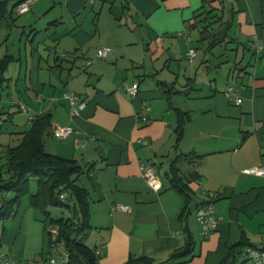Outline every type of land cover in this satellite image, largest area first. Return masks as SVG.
Returning a JSON list of instances; mask_svg holds the SVG:
<instances>
[{
	"label": "crops",
	"instance_id": "crops-1",
	"mask_svg": "<svg viewBox=\"0 0 264 264\" xmlns=\"http://www.w3.org/2000/svg\"><path fill=\"white\" fill-rule=\"evenodd\" d=\"M23 1L0 0V62L9 61L0 92V166L31 121L49 114L46 153L83 170L77 183L88 194L92 227L83 241L94 254L100 251L96 264L138 258L246 264L245 248L264 250V177L244 174L264 170V50L258 58L250 50L254 41L264 46V0H37L18 14ZM204 26L217 39L228 28L224 42L209 49L208 31L200 34ZM196 43L204 54L200 63L186 56L197 51ZM101 49L110 52L97 59ZM217 49L233 53V64L223 58L209 64L207 55ZM135 83L138 93L131 97L127 90ZM228 86L240 89V106L226 96ZM67 93L85 104L73 119ZM179 119L184 127L176 143ZM54 127L75 133L57 141ZM187 155L202 158L190 164L183 162ZM178 156L181 171L198 174L187 216L185 198L169 188L168 177L154 191L140 171L144 164L168 172ZM210 196L218 223L203 238L195 209ZM46 228L29 197L23 199L0 221L1 259L62 264L64 251L49 248ZM243 241L247 245L238 246ZM186 242L192 254L169 261Z\"/></svg>",
	"mask_w": 264,
	"mask_h": 264
},
{
	"label": "trees",
	"instance_id": "trees-1",
	"mask_svg": "<svg viewBox=\"0 0 264 264\" xmlns=\"http://www.w3.org/2000/svg\"><path fill=\"white\" fill-rule=\"evenodd\" d=\"M212 5L215 2L222 3V0H203ZM214 9V8H213ZM201 15L210 16L214 10ZM211 20L216 18L210 17ZM205 20L209 17L204 18ZM210 20V21H211ZM219 18L214 24L218 22ZM221 20V19H220ZM204 21V20H203ZM220 25L219 28H222ZM204 35L208 31L212 41L209 42V49L220 46L227 37L228 28L224 30V38L217 39L216 35L209 32V27H202ZM251 50V48H250ZM252 51V50H251ZM8 58L0 62V92L4 84L3 73L8 65ZM7 114V116H12ZM5 116L0 112V122ZM183 119V118H182ZM179 119L176 129V143L180 142L183 135L184 121ZM7 120L3 121L6 122ZM51 127V116L41 115L31 121L29 128L22 134L20 144L8 149L2 157L3 164L0 166V221L10 219L23 199L29 197L30 205L35 212L40 214L47 225L46 231L49 248H62L64 254L68 256L67 264H96L94 251L84 244L83 236L91 230L90 210L88 194L86 190L77 183L82 175V167L73 160H66L46 153L44 140L49 136ZM1 131V124H0ZM183 157L184 161H197L202 157ZM180 157L171 163L167 177L169 188L175 190L185 198L184 215L190 213L194 193L191 183L196 180L198 174L195 171L187 173L178 167ZM191 164V163H190ZM195 178V179H194ZM35 184V192L31 194L30 185ZM202 206L198 205L195 211ZM60 211V217L53 218V211ZM66 214V215H65ZM57 229V236L53 238L48 230ZM247 245L246 241L238 246ZM250 248V247H249ZM192 254V245L188 242L179 250L173 252L169 261H178ZM61 254L60 256H62ZM237 258L231 262L225 261L223 264H235ZM128 264H155L151 259L138 258L129 261Z\"/></svg>",
	"mask_w": 264,
	"mask_h": 264
},
{
	"label": "built area",
	"instance_id": "built-area-1",
	"mask_svg": "<svg viewBox=\"0 0 264 264\" xmlns=\"http://www.w3.org/2000/svg\"><path fill=\"white\" fill-rule=\"evenodd\" d=\"M36 1L37 0H25L21 2L16 7L17 13L24 14L28 12ZM250 48L253 51V54L256 58H258L261 51L264 50V46H262L260 43L255 42V41L251 42ZM109 52H110L109 49L98 50L96 53V58L103 59L108 55ZM195 53L196 52L194 50H190L186 55L188 60H193L195 58ZM239 91L240 89L234 86H228L225 90L226 96L237 107L240 106L242 103V99L239 95ZM137 93H138L137 83L133 84L131 88L127 90V94L131 97H135ZM64 97L69 102L70 117L72 119L77 117L80 114V112L83 111V109L85 108V104L79 101V99L73 94L67 93L64 95ZM21 111L25 112V109L21 107ZM148 111H149L148 109L143 110V113L141 114V119L143 121H146V116H147ZM74 133L75 132L72 127H54L51 130L52 137L57 141L67 140L70 137H72ZM140 171L142 173L143 179L145 180L147 186L150 189L154 191H157L160 189L161 183L153 167L142 164L140 166ZM244 174L264 177V170L256 169V168L249 169V170L244 171ZM213 199L214 197L210 196V198L204 201L202 203V206H200L195 211L197 221L201 227V236L203 238L208 237L211 234V232L214 231L218 223L217 218L215 217V214H214V210H213ZM50 235L53 238H55L57 236V229H50ZM95 254L99 255L100 251L96 250ZM241 257L244 263L246 264H264V250L245 248L241 253ZM60 261L62 264H67L68 256L66 254H63L62 256H60ZM0 264H13V262L9 260H2L0 256ZM46 264H55V263L53 260H49Z\"/></svg>",
	"mask_w": 264,
	"mask_h": 264
},
{
	"label": "rangeland",
	"instance_id": "rangeland-1",
	"mask_svg": "<svg viewBox=\"0 0 264 264\" xmlns=\"http://www.w3.org/2000/svg\"><path fill=\"white\" fill-rule=\"evenodd\" d=\"M195 40H197V39H195ZM196 44H197V48H196L197 51H195L196 52L195 53V58H196L195 59V63H200L204 54L202 53L201 46L198 43H196ZM196 44H195V46H196ZM216 52H220V53H209L207 55V59L209 61V64H213L212 66L217 65L218 64V60L220 58H223V61L224 60L225 61L228 60V61L231 62V64H233V53H222L223 52L222 49H217ZM222 54L224 55L223 57H222ZM238 59H239V57H238ZM180 61L183 63L184 67H188L189 66L188 62L185 61L184 59H181ZM226 69H228V68H226ZM221 74H223V72ZM200 76L201 75L199 74L198 78H200ZM156 175H157V177L159 178L160 181L166 182V180H167V178H166L167 177L166 176L167 175V169L166 168H160V167L157 166L156 167ZM31 186H32V192L34 193L35 184L32 182ZM60 214H61V212L58 211V210L53 211L52 212V217L56 219V218L60 217Z\"/></svg>",
	"mask_w": 264,
	"mask_h": 264
}]
</instances>
